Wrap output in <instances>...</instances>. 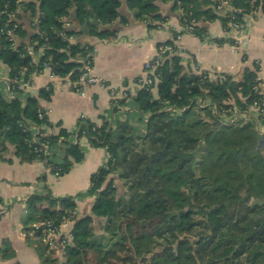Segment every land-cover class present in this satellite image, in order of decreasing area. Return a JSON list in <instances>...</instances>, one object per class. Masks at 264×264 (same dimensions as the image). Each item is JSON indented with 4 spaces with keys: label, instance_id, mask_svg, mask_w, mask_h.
I'll use <instances>...</instances> for the list:
<instances>
[{
    "label": "trees",
    "instance_id": "16d2710c",
    "mask_svg": "<svg viewBox=\"0 0 264 264\" xmlns=\"http://www.w3.org/2000/svg\"><path fill=\"white\" fill-rule=\"evenodd\" d=\"M172 1L182 25H194V34L203 39L208 30L202 21L220 18L228 31L231 21L241 25L245 15L264 14V0H229L238 10L232 17L220 15L218 0ZM124 3L150 28L167 21L156 0H0V59L10 68L14 94L7 98L0 92V159L11 162L13 147L21 162L41 161L62 177L84 160L82 138L109 155L92 174L86 193L56 196L45 183L27 199V243L43 264H62L44 241L46 225H36L51 221L60 227L71 219L72 240L62 250L65 264H132L134 258L145 264H264V133L253 120L226 124L221 117L229 100L241 112L264 105V92L256 89L258 66L246 68L241 80L227 74L214 79L208 71H186L174 40L160 43L163 60L154 72L156 84L139 86L133 96L147 118L143 130L128 120L98 125L86 117L74 130L67 129L52 123L40 104L41 98H51V88L27 96L19 87L49 67L81 89L94 46L71 39L80 34L114 38L119 26L130 21L121 12ZM28 13L31 32L21 22ZM67 18L77 29L66 26ZM167 46L175 52L160 50ZM30 49L42 50L39 61ZM127 100L119 99L115 109ZM54 127L58 131L49 132ZM46 143L51 145L47 154L40 151ZM114 174L127 186V196H116ZM240 183L246 194L236 190ZM86 196L94 197L91 214L73 217L77 199ZM94 217L105 219L101 232ZM156 239L166 244L154 252Z\"/></svg>",
    "mask_w": 264,
    "mask_h": 264
},
{
    "label": "crops",
    "instance_id": "0c3cea01",
    "mask_svg": "<svg viewBox=\"0 0 264 264\" xmlns=\"http://www.w3.org/2000/svg\"><path fill=\"white\" fill-rule=\"evenodd\" d=\"M161 13L167 21L161 27L150 28L142 20L135 18L124 3L121 12L129 22L120 25L118 33L109 40H100L95 36L80 34L71 41L91 43L96 48L94 65L90 76L100 79L98 83H81V89H74L69 77L55 75L51 68H45L35 74L24 88L27 96H39L41 89L51 88V98L40 99L52 123H61L63 127L73 130L78 120L86 117L98 125L104 121L130 120L132 124L145 128V117L133 102V96L139 89L138 78L143 74L147 61L154 59L159 51L158 45L174 40L180 49L186 71H208L217 78V74H227L241 80L246 68L259 67V90L264 92V14L257 11L247 15L242 31L244 40L240 45L231 42L229 33L224 29L220 18L202 21L201 26L208 30L206 38L186 32L180 16L173 8L172 0H156ZM222 15L221 12H219ZM70 26L77 29L72 18H67ZM21 22L25 28L33 31L31 14L22 15ZM181 35L176 39L177 35ZM215 38L226 40L220 44ZM249 39V40H247ZM9 66L0 59V92L7 98L14 96L11 90ZM129 91L127 104L115 109L112 92ZM157 90H154L156 95ZM85 158L74 165L72 170L57 177L41 161L21 162L10 148L8 158L11 162L0 159V264H43L35 248L26 241L24 219L26 218V201L34 193L43 189L45 183L54 195L65 196L86 193L91 186V176L108 160L109 155L103 147H92L87 141ZM118 186V175H113ZM78 217L91 214L94 197L78 198ZM95 226H100L105 219L94 217ZM73 223L63 229L64 235L71 232ZM3 253L7 254L6 256ZM58 259H64L62 252H57Z\"/></svg>",
    "mask_w": 264,
    "mask_h": 264
},
{
    "label": "built area",
    "instance_id": "2783aa9c",
    "mask_svg": "<svg viewBox=\"0 0 264 264\" xmlns=\"http://www.w3.org/2000/svg\"><path fill=\"white\" fill-rule=\"evenodd\" d=\"M220 2V5L218 6V11L222 13V15L226 16V17H232L234 15V13H236L238 10L236 8H234L229 0H218ZM246 16H244V23L241 25L236 24L235 22L231 21L229 23V29H228V33L230 35V38L232 39L233 43L240 45L242 43V41L244 40V36H243V29L245 26V20H246ZM66 26H70V23L67 22ZM194 25H188L184 27V30L186 32H190V33H194ZM180 34L176 36V39L180 38ZM249 40V39H247ZM176 45V44H175ZM177 50L176 53H180V49H178V46L176 45ZM162 52H166V51H170V52H175V50L173 49L172 46H167V47H162L160 49ZM33 57L34 61H39V58L41 56L42 50H40L39 52H35L33 49H30L29 51ZM96 55V48H93V50L89 53V55L87 56V63L85 65V68L87 69V78H82L81 79V83H98L100 82V79L97 77H91L90 73L91 70L93 68V63H94V58ZM162 53H158V55L150 60L147 61L145 63L144 66V71L143 74L138 78V85L141 88H151L153 87V85L156 84V77H154V72L155 69L162 63ZM49 68V67H47ZM209 77L211 78H215V76L213 74L210 73ZM29 83L27 82H23L19 85L20 88H25ZM256 89H259L258 86H256ZM112 95L115 99V102L117 103V101L119 99L122 98H130V93L129 91L125 90L121 93V95H118V92L113 91ZM206 105V103L202 100L199 101V106L200 107H204ZM234 109H232L231 107H229L228 109H224L223 113L221 114V117L223 119V116L225 120H226V124H235L239 121H241L242 119L248 120L251 119L253 120L256 125L258 130L261 133H264V105H252L250 107V110L245 111V112H241L239 111V109L237 107H233ZM234 111V112H233ZM233 112V115H231L229 117V114H231ZM48 114V113H47ZM147 120V118L145 119V121ZM74 130V129H73ZM58 131L57 127H54L53 129H49V132L51 133H56ZM85 141H87L86 138H82L81 139V143L83 144ZM50 143H46L42 146V148H40V151L43 150V152L45 154L48 153L49 148H50ZM57 176V175H56ZM59 177V176H57ZM73 217H77L78 216V211H74ZM73 223V221L71 219H67L64 221V223L60 226H54L53 223L51 221H48L46 223H40L38 225H36V228H39L41 225H46V231H45V235H44V241L46 244H48L51 248H53L54 250H56L57 252H62L64 244L70 242L72 240V234L71 232L67 235H64L63 233V229L65 227H67L69 224ZM31 235H33V233H31Z\"/></svg>",
    "mask_w": 264,
    "mask_h": 264
},
{
    "label": "rangeland",
    "instance_id": "374dc122",
    "mask_svg": "<svg viewBox=\"0 0 264 264\" xmlns=\"http://www.w3.org/2000/svg\"><path fill=\"white\" fill-rule=\"evenodd\" d=\"M228 105H231L230 107L232 109H234L233 107H237L236 104H235V101L234 100H229L227 102ZM240 111V110H239ZM234 112V111H233ZM233 112L231 114H229V117L231 115H233ZM226 116H223V121L226 122L225 118ZM249 120L251 121V119H248V120H245V119H242L241 121L237 122L238 124H246L249 122ZM131 124H132V119L128 120ZM136 129H140L139 127L133 125ZM262 151L264 153V144L262 146ZM236 190H241L243 191L244 194H246L245 192V188L243 187V184L240 183V185L236 186ZM128 195V188L127 186L124 184V182L119 178L118 180V186H117V192H116V196L117 197H124V196H127ZM165 241L161 240V239H156V244L154 246V252H157V251H161L163 249V247L165 246ZM151 255V254H149ZM65 258L64 259H59V263H62V264H65ZM132 264H145L144 262H142L140 260V258H134L132 261H131ZM91 264V263H90ZM118 264H121V263H118ZM129 264V263H128Z\"/></svg>",
    "mask_w": 264,
    "mask_h": 264
},
{
    "label": "water",
    "instance_id": "95a60500",
    "mask_svg": "<svg viewBox=\"0 0 264 264\" xmlns=\"http://www.w3.org/2000/svg\"><path fill=\"white\" fill-rule=\"evenodd\" d=\"M96 22H97V20H96Z\"/></svg>",
    "mask_w": 264,
    "mask_h": 264
}]
</instances>
